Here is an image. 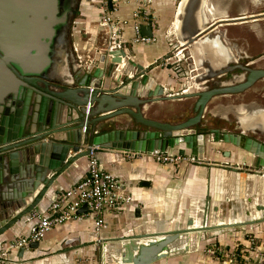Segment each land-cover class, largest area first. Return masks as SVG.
Masks as SVG:
<instances>
[{
  "label": "water",
  "instance_id": "1",
  "mask_svg": "<svg viewBox=\"0 0 264 264\" xmlns=\"http://www.w3.org/2000/svg\"><path fill=\"white\" fill-rule=\"evenodd\" d=\"M207 2L186 0L175 13L177 28L170 31L188 64L191 84L196 81L199 87L188 93L164 94L160 85L126 58L122 48H103L94 62L73 70L70 76L58 77L52 66L54 56H61L58 45L62 39L55 41V32L68 24L67 19L70 27L76 14L70 0H0V236L37 208L58 176L75 160L86 157L91 146L141 154L180 146L178 155L187 151L196 159L207 136V140L239 147L254 157L255 167L264 168V142L245 135L248 130L264 135V108H248L246 117H236V134L197 128L204 126L203 113L212 97L240 93L264 77V70L245 68L235 83L220 82L207 88L205 84L222 70L209 69L206 51L197 56L190 53V47L202 48L212 38L203 13ZM140 33L149 36V26L141 25ZM220 41L225 44L223 34ZM193 56L196 64L206 61V72H196ZM186 98L193 99L191 115L177 123L143 115L149 103ZM120 115H126L125 122L114 119ZM247 118L252 123L245 124ZM83 212L84 207L76 211ZM190 222L180 229L120 236L107 242L117 244L120 264H152L169 256L183 234L195 230ZM208 228L203 225L196 230ZM37 245L29 243L28 248ZM21 252L18 249L17 256Z\"/></svg>",
  "mask_w": 264,
  "mask_h": 264
},
{
  "label": "crops",
  "instance_id": "2",
  "mask_svg": "<svg viewBox=\"0 0 264 264\" xmlns=\"http://www.w3.org/2000/svg\"><path fill=\"white\" fill-rule=\"evenodd\" d=\"M99 1L76 0V2L72 3L73 8L75 7L76 9V16L71 22L68 34L63 37L62 42L58 45L61 56H54L56 62L52 66L55 71L65 77L70 76L73 70L77 71L78 68L86 67L88 63L94 62L100 57L103 48L108 47L107 29L98 23ZM111 1H114L116 6V11L112 12L111 15L119 19H128L131 11L141 2V0ZM146 7L149 8L155 18V26L153 27L154 42L148 44L130 42L132 29L131 23H127L122 27L119 38L120 48L125 52L127 59L135 66L143 69L154 84L163 88L164 94H174L168 93L174 85V72H172V68L160 62L169 54L171 44L168 36L175 17L177 0H150L149 5H146ZM200 63L201 65L199 64V66L202 67L207 64L206 61ZM134 68L131 71H134ZM177 69L178 67L175 71ZM189 84H191V78L185 87ZM184 91L182 89L181 92L184 93ZM213 98L206 105L203 113L204 117H206L205 114L210 115L212 113L211 109H209L211 107L209 104ZM180 101H183V99L149 103L145 106L143 115L156 121H163L172 116L175 117L177 115L173 114L171 116L167 114L166 106H174ZM192 102L193 99L181 114H178V117L186 118L191 115L189 110ZM217 107V105L214 106V114L215 112H222V114L226 115L228 113H241L235 109V106L231 107V109L228 108V110L222 109L221 111L219 110L221 108ZM114 119H120L121 121L119 122L123 123L127 117L126 115H120ZM124 125L130 127V123L129 125L128 123ZM204 140V146L197 154L194 162H188V160L184 159L176 163V166L156 163L147 153L135 154L128 151L102 149L96 151L95 155L100 167L123 183L125 192L131 196V202L121 212L108 213L104 216L105 226L100 231V237L106 242L101 244V248L103 247L102 251L112 247L114 242H107L112 238L139 233H157L170 229L174 225L175 220L168 222L166 219L171 216L170 212L174 209L176 195L180 197V201L176 205L175 212L178 214L185 213L188 219L184 221L183 225L187 221H192L195 227L200 226L201 223L211 225L209 226L210 228L219 227L211 230L208 228V230H205V235L210 233L211 235L219 234L216 241L212 240L221 244L220 239L222 238V245L226 244L228 246L227 251H230L239 243L230 246L232 244L226 238L228 227L224 226L240 225L245 222L243 219L246 215L242 213V205L249 201L248 195H254L252 199L250 197V201L257 208L254 210L256 212L252 217V219L256 220H252V222L264 219V210H262L264 205L258 203L264 200L261 196L264 195V168L255 167L254 157L239 147L229 143L210 141V137L207 140V136L204 137ZM178 147L180 148V146ZM178 147L167 149L165 153L175 154L176 150L179 149ZM224 151H227V154L224 155ZM184 156L187 158L190 155L186 151ZM222 167H225V169ZM250 167L252 169H249ZM228 168L238 172H230ZM85 170L86 158L81 157L75 160L58 176L37 208H44L54 191L72 186V184L81 179L85 174ZM247 180L252 183H247ZM220 196H222V202H229L232 197L234 199L236 196L238 203L237 213L231 214L229 210H225L222 214V206H217L216 203V201H219ZM135 209L138 211L137 216L134 215ZM198 211L200 212L199 214ZM250 214L248 215L249 218ZM220 216L222 218H218ZM248 222H251V219ZM28 226L25 218L22 219L18 225L0 236V246L3 241L6 242L14 236L25 235L28 231ZM193 233L195 241L200 238L204 239L203 236L205 235H203V232ZM94 238L90 217L69 219L46 232L40 242L37 243L36 249H22L20 256H17V251L10 252V262L7 264H68L69 262L63 252L65 250V242L77 241L80 247L78 251L86 248L90 250L93 249V247H90L91 244L92 246L94 243L98 245ZM183 238L179 239L182 240ZM183 246L177 247L174 244L169 256L152 264L234 263L230 259V263H228L224 260L219 262L210 257H197L195 253L184 252L185 248ZM60 251L62 252L57 253ZM244 263L250 264L249 261Z\"/></svg>",
  "mask_w": 264,
  "mask_h": 264
},
{
  "label": "rangeland",
  "instance_id": "3",
  "mask_svg": "<svg viewBox=\"0 0 264 264\" xmlns=\"http://www.w3.org/2000/svg\"><path fill=\"white\" fill-rule=\"evenodd\" d=\"M177 0V4H178ZM210 4L213 5L214 10L217 11L216 17L225 15L227 18L232 17H245L244 23L238 24V25H232L228 26L227 29L229 31V34H232L233 36L236 35V41L238 42V46L240 50H243L246 52L250 58L251 56H255L259 54L261 57L259 59H256L254 64L252 66L257 67L259 69H264V15H259L260 13H264V0H208ZM212 8V7H211ZM208 14V13H207ZM229 14V15H228ZM76 14L73 18H75ZM210 15L208 14V17ZM210 17L208 18V23L210 22ZM255 19V20H254ZM242 21V20H241ZM174 24V20L172 25ZM71 25V24H70ZM221 34V33H220ZM170 41V50L169 54L167 56L171 57V59L168 61L167 67L172 68L173 73V87L171 91H168V93H180L181 90L187 85V82H190V71L188 64L185 62V58L181 57L179 60H176L177 57L174 56L176 53V43L173 39L172 35L170 34L168 36ZM173 39V40H172ZM249 57L246 59L249 60ZM160 63H163L162 60ZM174 66V67H173ZM178 67L177 71L175 69ZM174 68V69H173ZM240 77V76H239ZM224 77L217 78L215 77L213 80H210L205 85L209 86L210 83H212V86H216L219 82L223 81ZM191 85V84H189ZM210 87V86H209ZM185 88L183 89V91ZM194 91V90H191ZM187 99V100H186ZM183 99V101H180L176 103L174 106H166V112L168 115H177V116H168L171 118H166L163 121L160 122H169V123H177L178 121L182 120L181 117H178V114L186 108L190 104V101H192V98H186ZM211 107L209 109H214V106L217 105V108L220 111L222 109L228 110L231 109V107L234 106H245L247 108H264V78L256 80L251 86H249L244 91L237 93V94H231V95H217L214 96V98L211 100L210 104ZM218 111V110H217ZM215 114H217L215 112ZM221 117L225 119H218L217 117L213 116L210 117L209 115L205 114V120H209V123L205 124V121L202 122L204 125L203 128L198 129L207 132L209 129H217L221 132H228V133H237V118L234 114L228 113L222 114V112L219 113ZM180 118V119H179ZM246 137L263 141L264 135L258 131H246L245 132ZM177 154V153H175ZM185 158L184 154L181 155ZM179 162V161H178ZM177 162V163H178ZM189 162V161H188ZM194 162V161H193ZM217 164V163H216ZM219 164V163H218ZM177 164H173V166H176ZM220 168V167H216ZM225 169V167H222ZM247 169V168H246ZM249 169H252L250 167ZM231 172H238L236 170L229 169ZM240 171V170H239ZM247 183H252L251 181L247 180ZM264 198V195H261ZM249 201H246L244 205H242V213L246 215V217L243 219L245 222L240 225H230V226H224L228 227L226 230L227 232V241H230L229 243L232 244L230 246L237 244V249H246L247 251H242L243 255L247 258L246 261H249L251 263L252 259L257 256V254L262 253L264 255V219H261L259 221H251L248 222L252 217L255 215L254 210L257 208L253 206V203L250 201L254 195L250 194L247 196ZM251 197V199H250ZM180 197L178 195L175 196L174 200V209L170 212L171 216H169L166 221H174V225L171 228L174 229H180L182 227H186L184 224V221L188 220L185 216V213L178 214L176 211V205L179 203ZM260 201V200H259ZM217 206H222V214L225 212V210H229L231 214H235L238 211V203L236 200V196L233 199V197L229 200V202H222V196H220L219 201H216ZM258 203H261V205H264V200L260 201ZM264 210V209H262ZM254 211V212H253ZM200 212L198 211V214ZM251 213V214H250ZM250 214V218L249 215ZM218 218H222L221 216ZM204 219V217H203ZM217 220V218H215ZM249 219V220H248ZM222 220V219H221ZM256 220V219H255ZM224 221V220H223ZM216 223V222H215ZM263 223V224H262ZM201 225H204L201 223ZM207 225V223H206ZM209 225V224H208ZM217 225V224H215ZM223 227V226H222ZM219 227H212L211 229H217ZM206 229V228H205ZM202 229V230H205ZM203 232V235H205V231L200 230H193L190 233L183 234L182 237H184L182 240L178 239L174 242L177 247L184 245L185 251L184 252H190L195 253L197 257H210L213 260H218L219 262L227 261L230 263L229 256L227 257V249L228 246L226 244L223 246L222 238L220 239L221 244L218 242H215L219 236V234H207L204 237V239H196L194 238V233ZM221 234V233H220ZM214 239L215 241H213ZM181 240V241H180ZM213 244V248H215V253L212 255H209V253H206V249H211ZM248 245V246H247ZM102 246V245H101ZM100 245H90V247H93V249H81V251H78V248H80L77 244V241L74 242H65V250H63L65 254L66 260H68V264H114L115 257L118 255L117 252V244H113L112 247H110L106 251H102ZM172 248H174L172 246ZM181 248V247H180ZM179 248V249H180ZM57 252V253H61ZM237 252V250H236ZM249 252V253H248ZM55 253V254H57ZM202 254V255H201ZM215 255H219L218 257H214ZM213 256V257H211ZM41 257V256H40ZM38 257V258H40ZM7 260L5 261L7 264L9 261V255H6ZM70 259V260H69ZM237 259V257H236ZM241 259V258H240ZM34 260V259H33ZM242 261V259H241ZM232 264V263H231Z\"/></svg>",
  "mask_w": 264,
  "mask_h": 264
},
{
  "label": "built area",
  "instance_id": "4",
  "mask_svg": "<svg viewBox=\"0 0 264 264\" xmlns=\"http://www.w3.org/2000/svg\"><path fill=\"white\" fill-rule=\"evenodd\" d=\"M149 3L150 0H141L139 5L131 11L128 19H119L111 15L112 12L116 11L114 1H99L98 23L107 29L108 49L120 48L119 38L121 36L122 27L127 23H131L132 29L130 42L142 44L154 42L153 27L155 26V18L149 8L146 7ZM141 25L149 26L151 32L149 36L140 33ZM178 53L179 51H176L174 56L181 58L182 55ZM178 57L176 60H179ZM170 59L171 57L169 56L164 57L162 59V64L167 65ZM82 131H84V127H82ZM97 150L98 148L96 146H91L88 149V154L85 157L86 170L81 179L72 184V186L52 193L44 208L33 209L29 212L25 218V221L29 225L25 235L14 236L10 240L2 243L0 246V264L6 263V255H9L10 252H16L20 248L27 250L29 243H39L46 232L69 219L90 217L92 220V231L95 236V242L100 246L104 243V240L100 237V231L105 226L104 216L108 213L121 212L124 207L131 202V196L125 192L123 183L114 175L100 167L99 161L95 155ZM147 154L153 158L154 162L159 164L173 165L184 159L189 162L195 161L192 156L184 158L178 154H167L165 152L153 151ZM81 207L85 208V212L76 213ZM210 246H212V248L206 249V253L212 255L215 253V248H213V244ZM242 251L247 250L237 249L236 245L230 251H227V256H229V258L231 257L230 260H233V264H243L247 258L243 255ZM218 256L219 255H215L214 257ZM240 258L242 261H240ZM250 264H264V255H262V253L257 254Z\"/></svg>",
  "mask_w": 264,
  "mask_h": 264
},
{
  "label": "flooded vegetation",
  "instance_id": "5",
  "mask_svg": "<svg viewBox=\"0 0 264 264\" xmlns=\"http://www.w3.org/2000/svg\"><path fill=\"white\" fill-rule=\"evenodd\" d=\"M73 1H75V0H73ZM73 1L70 0L71 3H73ZM62 2H60V4ZM259 15H264V13H260ZM233 18H238V19H233ZM244 19H245L244 16L242 18L232 17L230 19H225V20L221 19L222 21H216L215 20V21H212L208 25L207 32L209 33L210 36L218 35L219 33H221V36H220V40H221V37L223 34V39H224L225 44L219 45V47H221V48L223 47L224 50H226L227 54L229 55V58L226 60L227 61L226 66L221 68L222 73L219 74V76L217 77V78L224 77V80L221 81L222 83H227V82L235 83V81H237V79L240 78L239 76H241L242 74H245V72H246L244 70L245 68H247V69H259L257 67L252 66V65L254 64L256 59H259V57H261V56L259 54H257L255 56L252 55L251 56L252 58H250V56H248L245 51L239 49L240 46L238 45V42L235 40L236 35L233 36L232 34H229V31L227 29L228 26L238 25V24L244 23ZM67 23H69L68 19H67ZM67 26H68V24H66V26L64 25V26L60 27L59 30H57L55 32V41L58 42V40L60 38L63 39V37H65L68 34ZM247 57H249L250 59L247 60L246 59ZM241 68H243V70ZM261 70H264V69H261ZM262 78H264V77H262ZM259 79H261V78H259ZM219 83L216 86H218ZM212 85L213 84L210 83V85H209L210 87L207 85L206 86H207V88L216 87V86H212ZM210 111H212V113H210V115H209L210 117L215 116L218 119H221V118L225 119V118L221 117V115L219 113L214 114L213 113L214 109L213 110L211 109ZM209 122H210V119L208 121H205V124L209 123ZM237 128L239 131L238 123H237ZM263 142H264V140H263Z\"/></svg>",
  "mask_w": 264,
  "mask_h": 264
},
{
  "label": "bare ground",
  "instance_id": "6",
  "mask_svg": "<svg viewBox=\"0 0 264 264\" xmlns=\"http://www.w3.org/2000/svg\"><path fill=\"white\" fill-rule=\"evenodd\" d=\"M180 1V2H179ZM178 2H179V8H178V5H177V8L179 9V11L181 10V7H182V5H183V3L186 1V0H179ZM212 7V8H211ZM176 11H177V9H176ZM176 13V12H175ZM203 13H204V16L206 17V19H208L209 17H210V22L208 23V24H210L212 21H222L221 19H226L227 17L225 16V15H223V16H219V17H216V14H217V11H215L214 10V7H213V5L212 4H210L209 2H207V4L203 7ZM210 15L209 17H208V14ZM229 15V14H228ZM240 18H242V17H240ZM205 19V20H206ZM233 19H238V18H233ZM177 28V17H175L174 18V24L172 25V27H171V29H170V31H172V29H174V28ZM170 33V32H169ZM220 36H221V34L219 33L218 34V36H215V35H212L211 37V39H209V40H207V42L206 43H204V44H202V48H196V47H190V53L192 54V55H199V54H201L202 55V53L204 52V51H206L207 52V54H208V56H209V64H210V67H209V69L210 70H213V69H216V68H220V70H221V68L222 67H225L226 66V63H227V59L229 58V55L227 54V51L226 50H224V48L222 47H219V45H222V43H221V41H220ZM173 40V39H172ZM213 45H212V44ZM177 50L179 51V55H181L182 54V51H180V50H182V49H180V48H177ZM204 50V51H203ZM196 56H193V60H194V67H195V70H196V72H198V71H200V72H206L207 71V69H206V67H207V64L204 66V67H202V66H199V64L201 65V63H200V60H199V63L198 64H196V61H197V59H196ZM59 67H60V65H59ZM199 73H197L196 75H198ZM56 75L58 76V77H60V76H62L63 78H64V76L63 75H61L60 73H58V72H56ZM192 80V79H191ZM196 81H194L193 83L194 84H191V85H188L187 87H184L185 88V91H184V93H188L189 91H191V90H195V89H198V84H196L195 83ZM196 87V88H195ZM183 88V89H184ZM235 109L238 111V112H241V113H233L236 117H238V116H243V118L244 117H246V114H245V111L248 109L247 107H245V106H241V105H239V106H235ZM243 111V112H242ZM241 119V118H240ZM242 120V119H241ZM240 120V121H241ZM246 123H252V120H251V118H247L246 120H245V124ZM255 220V219H254ZM252 221V220H251ZM190 227H194L195 228V230H196V228H200V227H203V225H200V226H197V227H195V226H193V222L191 221V223L190 224H188ZM205 225V224H204ZM221 225H223V224H221ZM209 226H211V225H205V227H209ZM217 226H219V225H217ZM147 240V238H143L142 239V241H146ZM186 247V246H185ZM184 247V248H185ZM103 248V247H102ZM171 250H173V248L171 247L170 248V251ZM114 263H116V264H120L119 263V256L118 257H116V259H115V262Z\"/></svg>",
  "mask_w": 264,
  "mask_h": 264
}]
</instances>
